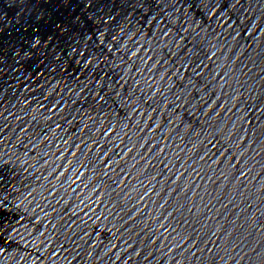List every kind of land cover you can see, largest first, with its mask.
<instances>
[{"label": "water", "instance_id": "95a60500", "mask_svg": "<svg viewBox=\"0 0 264 264\" xmlns=\"http://www.w3.org/2000/svg\"><path fill=\"white\" fill-rule=\"evenodd\" d=\"M0 264H264V0H0Z\"/></svg>", "mask_w": 264, "mask_h": 264}]
</instances>
